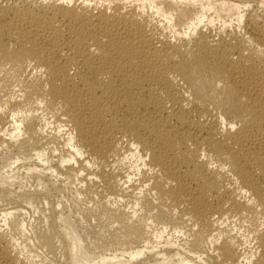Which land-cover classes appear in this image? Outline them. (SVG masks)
<instances>
[{
    "label": "bare ground",
    "instance_id": "6f19581e",
    "mask_svg": "<svg viewBox=\"0 0 264 264\" xmlns=\"http://www.w3.org/2000/svg\"><path fill=\"white\" fill-rule=\"evenodd\" d=\"M3 71L0 264H264V0H0Z\"/></svg>",
    "mask_w": 264,
    "mask_h": 264
},
{
    "label": "rangeland",
    "instance_id": "374dc122",
    "mask_svg": "<svg viewBox=\"0 0 264 264\" xmlns=\"http://www.w3.org/2000/svg\"><path fill=\"white\" fill-rule=\"evenodd\" d=\"M211 12V11H210ZM210 12H208V13H210ZM207 15H209V14H207ZM223 22H228V24H230V26H228V24H224V26H226V29L229 31V32H231V33H237V30H236V21H235V15H231V14H229V15H227L223 20H215L214 22H213V25H214V27H213V29H214V31H220L222 28H223V26H222V24H223ZM232 25V26H231ZM225 29V30H226ZM3 72H4V74H3ZM2 73H0V74H2V75H0V77L2 76V78H0V79H2V80H0V84L2 85L3 83V86H1L0 87V100L1 101H3V99H6L8 96H11V95H13L14 96V93L16 92V89L18 88L17 87V81H16V79H15V77H13L12 75H11V73H9V75L11 76H9L8 75V72H5V71H3ZM7 73V74H6ZM7 75H8V77H9V79L7 78ZM5 77H6V80H5ZM13 77V78H12ZM4 78V79H3ZM15 79V82L14 81H12V82H9L10 83V85H9V83H8V81H10V79ZM11 79V80H12ZM8 80V81H7ZM5 82H7V85H9V87H7V86H4L6 83ZM14 82V83H13ZM16 85V86H15ZM11 86H13V88L11 87ZM16 88H15V87ZM5 87V88H4ZM13 89V93L12 92H10L12 89ZM1 88H4V89H2V91H1ZM7 88H9L10 90H6ZM15 88V89H14ZM9 93H12V94H9V95H7L8 94V92ZM16 94V93H15ZM6 95H7V97H6ZM31 184V183H30ZM54 191V192H53ZM52 191V193H53V196L55 197V199L56 200H60L61 198H59V197H61V192H57L56 190H53ZM69 190L68 189H66L65 191H64V195H66V194H68L69 192H68ZM55 194V195H54ZM60 194V196H58ZM85 195H83V197H81V199L80 200H82L83 199V201H80V203H78L77 204V207L76 208H74L75 206L71 203H66V202H63L62 204H61V206L59 207V208H57L56 210L57 211H62V212H64V213H66V214H68V213H71V215H73L74 217H76L77 216V218H82V220H81V224H82V226H86V227H88V226H90L89 228H91L93 231H98L99 229V227L101 228V222H99V221H97L96 219H92L91 217L89 218V216H86L87 215V212L85 213V209L87 208V206L86 205H88L89 204V199L90 198H88L89 196H87V197H84ZM84 198L86 199V200H84ZM63 200V199H62ZM3 201V202H2ZM78 201V202H79ZM85 201H87V202H85ZM16 200H14L13 202H12V199H6V200H1V202H0V214L2 213V211L3 210H7V208L10 210L11 209V207L13 206V207H18L19 205H21V204H19V202H16ZM10 203V204H9ZM18 203V204H17ZM18 206H17V205ZM23 205V204H22ZM69 205V206H68ZM90 205H91V203H90ZM90 205H88V206H90ZM24 206V205H23ZM22 206V207H23ZM54 206H55V204H54ZM71 206H72V208H71ZM81 206V207H80ZM22 207H20V208H22ZM83 207V208H82ZM86 207V208H85ZM25 208V207H24ZM74 208V209H73ZM78 208V209H77ZM73 209V210H72ZM80 211L79 212V214H77L78 213V211ZM77 211V212H76ZM60 213V212H59ZM82 213H83V215H82ZM81 214V215H80ZM84 214H85V216H84ZM38 216H39V219L41 220L42 219V217L40 216V214L39 213H35V212H33V210L32 209H27V208H25V214H24V218H25V220H31L32 218H35V220L37 221V220H39L38 219ZM81 216V217H80ZM88 217V218H87ZM87 218V219H86ZM87 220V221H86ZM96 220V222H94ZM89 224V225H88ZM94 226V227H93ZM96 227V228H95ZM170 228H172V226H169L168 227V230L170 229ZM177 230H180L179 228L177 229ZM182 232L184 231V229H182L181 230ZM173 237H174V239H181L182 237H181V234H173Z\"/></svg>",
    "mask_w": 264,
    "mask_h": 264
}]
</instances>
